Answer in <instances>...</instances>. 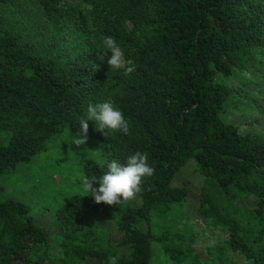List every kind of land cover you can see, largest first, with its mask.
Here are the masks:
<instances>
[{
  "label": "trees",
  "instance_id": "obj_1",
  "mask_svg": "<svg viewBox=\"0 0 264 264\" xmlns=\"http://www.w3.org/2000/svg\"><path fill=\"white\" fill-rule=\"evenodd\" d=\"M106 36L125 53L119 69L100 59ZM104 99L129 133L87 121L105 151L74 149L81 175L136 151L153 175L118 205L72 195L50 228L0 196V264H154L156 252L168 264H264V0H0V175L78 134ZM186 168L196 191L187 176L176 184ZM190 211L200 227L173 229L194 225Z\"/></svg>",
  "mask_w": 264,
  "mask_h": 264
},
{
  "label": "rangeland",
  "instance_id": "obj_2",
  "mask_svg": "<svg viewBox=\"0 0 264 264\" xmlns=\"http://www.w3.org/2000/svg\"><path fill=\"white\" fill-rule=\"evenodd\" d=\"M235 122L242 125L250 122L256 127L260 125L261 119L256 116L248 118L240 113L236 114ZM72 137L79 138L76 133L61 135L52 140L48 149L30 163L20 166L15 172L0 175V196L28 205L36 220L47 228L51 227L50 222L57 205L62 204L74 194L85 193L79 187L81 172L78 164L80 160L75 150L79 148L81 153L96 160L102 158V152L105 151L104 144L96 138L88 137L85 144L78 146ZM185 176L190 180L191 190L196 191L200 180L189 170L177 177L176 184L181 185ZM194 212L190 211L189 214L194 225L187 220L182 224L172 222L173 229H198L200 220ZM199 243L209 246L215 243V240L212 237L201 235ZM234 259L242 260L237 255ZM154 264L168 263L163 254L156 252Z\"/></svg>",
  "mask_w": 264,
  "mask_h": 264
},
{
  "label": "clouds",
  "instance_id": "obj_3",
  "mask_svg": "<svg viewBox=\"0 0 264 264\" xmlns=\"http://www.w3.org/2000/svg\"><path fill=\"white\" fill-rule=\"evenodd\" d=\"M105 51L100 52V59L114 68H121L124 61V51L112 36H106L102 40ZM128 65H133V61L128 59ZM134 67V65H133ZM129 68L128 71H132ZM95 121L98 130L120 132L124 135L129 133V120L123 111L117 107L112 100L104 99L96 103H89L87 113L79 121L80 131L78 137H72L78 146L87 141L88 123ZM107 170L102 175H81L80 189L94 198L96 203L104 202L107 205H118L124 199H128L139 190L144 178L153 175V168L149 163V156L146 152L136 151L126 157L122 162L118 158L111 159L106 164ZM94 184H98L95 187ZM88 196V195H85ZM111 264H116L117 257H110Z\"/></svg>",
  "mask_w": 264,
  "mask_h": 264
}]
</instances>
